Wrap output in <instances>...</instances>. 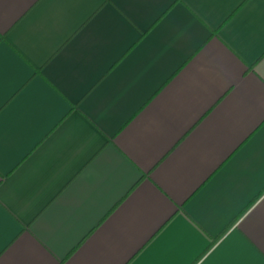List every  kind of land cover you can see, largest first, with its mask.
Instances as JSON below:
<instances>
[{
    "label": "crops",
    "instance_id": "obj_1",
    "mask_svg": "<svg viewBox=\"0 0 264 264\" xmlns=\"http://www.w3.org/2000/svg\"><path fill=\"white\" fill-rule=\"evenodd\" d=\"M0 264H264V0H0Z\"/></svg>",
    "mask_w": 264,
    "mask_h": 264
}]
</instances>
